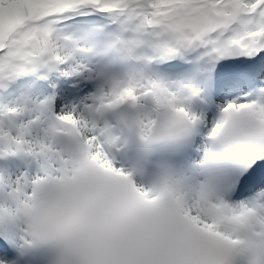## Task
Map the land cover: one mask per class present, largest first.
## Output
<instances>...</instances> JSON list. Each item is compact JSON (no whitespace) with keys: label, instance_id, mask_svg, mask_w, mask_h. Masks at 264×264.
<instances>
[{"label":"snow or ice","instance_id":"snow-or-ice-1","mask_svg":"<svg viewBox=\"0 0 264 264\" xmlns=\"http://www.w3.org/2000/svg\"><path fill=\"white\" fill-rule=\"evenodd\" d=\"M0 264H264V0H0Z\"/></svg>","mask_w":264,"mask_h":264}]
</instances>
